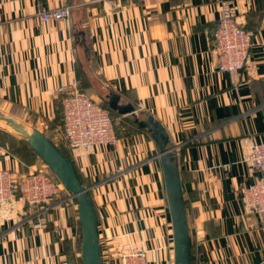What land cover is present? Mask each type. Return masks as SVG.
<instances>
[{"label": "crops", "instance_id": "crops-1", "mask_svg": "<svg viewBox=\"0 0 264 264\" xmlns=\"http://www.w3.org/2000/svg\"><path fill=\"white\" fill-rule=\"evenodd\" d=\"M103 1L0 0V113L51 140L63 122L59 87L84 83L81 70L91 67L108 101L116 94L135 109L117 113V145L66 147L97 212L102 260L136 253L146 264H175L159 148L136 121L151 116L177 147L191 263L264 264V215L242 201L244 188L264 180L245 163L264 142V0H232L253 42L241 81L215 66L220 0ZM66 6L69 21L39 20ZM11 136L2 168L26 175L44 166ZM61 202L0 207V264H82L78 207Z\"/></svg>", "mask_w": 264, "mask_h": 264}, {"label": "built area", "instance_id": "built-area-1", "mask_svg": "<svg viewBox=\"0 0 264 264\" xmlns=\"http://www.w3.org/2000/svg\"><path fill=\"white\" fill-rule=\"evenodd\" d=\"M103 3L113 2L104 0ZM219 4L220 18L212 35L215 66L219 71L230 73L235 80L241 81L253 46L252 37L238 22L234 2L220 0ZM38 16L42 23L69 21L71 7L42 10ZM58 92L64 96L63 134L69 148L90 151L97 146L118 144L119 139L109 110L83 93L76 78L59 87ZM4 153V149L0 147V207L8 205L15 198L32 207H45L65 192L61 182L46 164L26 175L2 168ZM245 163L264 174V142L252 145ZM242 201L251 213L264 215V181L244 188ZM55 232L58 234L61 230L56 229ZM121 264H146V261L142 255L131 253L123 257Z\"/></svg>", "mask_w": 264, "mask_h": 264}, {"label": "water", "instance_id": "water-1", "mask_svg": "<svg viewBox=\"0 0 264 264\" xmlns=\"http://www.w3.org/2000/svg\"><path fill=\"white\" fill-rule=\"evenodd\" d=\"M119 96H109V107L122 116L134 115L132 105L119 104ZM0 121L6 123L15 131L17 137L24 139L41 160L49 167L61 182L69 198L75 199L78 207L79 224L81 228V260L82 264H107L101 257V246L98 231V216L93 202L76 172L74 165L67 159L46 135L34 128L15 121L13 118L0 113ZM138 125L146 129L159 148L165 189L172 220L175 264L191 263V239L186 216L183 187L180 169L173 155L177 147L169 146V137L164 127L153 117L145 121L136 120Z\"/></svg>", "mask_w": 264, "mask_h": 264}, {"label": "rangeland", "instance_id": "rangeland-1", "mask_svg": "<svg viewBox=\"0 0 264 264\" xmlns=\"http://www.w3.org/2000/svg\"><path fill=\"white\" fill-rule=\"evenodd\" d=\"M84 69L85 70L84 71L81 70V72H83V74H84V76L86 78L85 81H84V83H83V86H84L86 95L89 96V97H91L92 99L98 101L99 103H102L103 106H105V108H109L108 107V98L106 99V95L108 93H107V90H106L105 86L102 83H100L95 76H91L93 74V71H92L91 67H89V69L87 67H84ZM63 98H64V96H63ZM111 114L113 116L112 118H114V120H115L114 121V128H115L116 132L119 135L117 126L120 127L123 124H121L119 122L120 121L119 118H118L119 116H118V114L116 112H113L112 111ZM6 116L11 117L9 114L6 115ZM130 117L131 116H129L128 119ZM14 120L17 121V122H19V123L25 124L28 128H31L24 121H21L19 119L18 120L17 119H14ZM62 121H63V114H62ZM125 127H126V125L124 126V129H125ZM120 130L122 131L123 129H120ZM54 131H55L54 132V135L51 134V140L55 144V146L57 145L58 147H61V148L62 147H67V144H66V142L64 140V134H63V122L61 123L60 127L54 129ZM10 134L11 135H13V134L15 135L17 133H15V131L12 130L11 127L8 126L6 123L0 121V145L5 146V147H9V148L12 147L13 138H12V136ZM117 137L119 139V136H117ZM247 165H249V164H247ZM249 167L251 169L259 172L258 170L252 168L251 165H249ZM51 173H53V172L51 171ZM261 181H264V180H261ZM69 195H70V193L65 190V192H63L62 194H60L57 198H55L50 203L63 201L65 205H68L69 207H76V209H77V203H76V200L75 199H71V200H68V201L65 200V199H67L69 197Z\"/></svg>", "mask_w": 264, "mask_h": 264}, {"label": "trees", "instance_id": "trees-1", "mask_svg": "<svg viewBox=\"0 0 264 264\" xmlns=\"http://www.w3.org/2000/svg\"><path fill=\"white\" fill-rule=\"evenodd\" d=\"M79 86H80V89H81V91L83 92V93H85V89H84V86H83V80H81V81H79ZM86 94V93H85ZM102 106H103V104L102 103H100ZM103 107H105V106H103ZM109 107V106H108ZM107 110H109V112H110V114H111V112L113 111V112H116L117 113V111H114L113 109H111L110 107L109 108H106ZM119 114V113H118ZM120 115V114H119ZM111 116H112V114H111ZM122 116V115H121ZM113 117V116H112ZM59 118H60V116H58L57 117V119L59 120ZM115 120H114V118H113V122H114ZM116 131V130H115ZM116 134H117V136H119L118 135V133L116 132ZM19 141H22V142H24L26 145H28L30 148H31V146L24 140V139H20ZM57 146V145H56ZM0 147H3L2 145H0ZM58 147V146H57ZM32 149V148H31ZM58 149L63 153V155L65 156V157H67L68 158V154H67V152H66V147H58ZM32 151L35 153V151L32 149ZM36 154V153H35ZM37 155V154H36ZM38 156V155H37Z\"/></svg>", "mask_w": 264, "mask_h": 264}]
</instances>
